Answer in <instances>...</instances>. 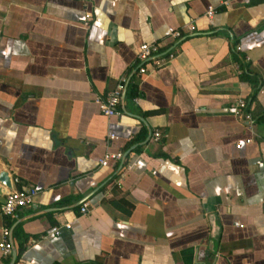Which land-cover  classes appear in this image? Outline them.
<instances>
[{
    "label": "crops",
    "instance_id": "1",
    "mask_svg": "<svg viewBox=\"0 0 264 264\" xmlns=\"http://www.w3.org/2000/svg\"><path fill=\"white\" fill-rule=\"evenodd\" d=\"M3 169L37 194L0 264H264V0H0Z\"/></svg>",
    "mask_w": 264,
    "mask_h": 264
},
{
    "label": "built area",
    "instance_id": "2",
    "mask_svg": "<svg viewBox=\"0 0 264 264\" xmlns=\"http://www.w3.org/2000/svg\"><path fill=\"white\" fill-rule=\"evenodd\" d=\"M214 10L212 7H210L207 11V15L211 16L213 14ZM188 31H193L195 29V26L193 24H188L185 27ZM173 40L178 39L182 36V31L180 29L173 30L169 35ZM161 44L158 42H143L140 44L139 49L137 51V57L142 62H148L151 61L157 66H161L165 64L169 58L173 56V50L170 49L167 51H164ZM146 68L144 65H141L139 67V71L141 73L145 72ZM126 78H121L115 87L106 93L105 95H97L94 99L95 103L98 105L100 111L106 115V116H112V115H118L119 111L117 110V105H119L121 100L122 92L124 91ZM137 100V99H135ZM246 106V101L243 98H238L235 103L234 111L237 114H240L242 109ZM249 114L246 113V117L249 118ZM160 136V133L158 130L154 131V137L158 139ZM111 138L114 137V135H110ZM251 141V138L245 139V143H249ZM243 142L239 141L236 143L237 146L242 145ZM122 157L121 152H108L103 155V157L100 159L99 163L102 166L107 165L109 159H119ZM13 182L15 183V187L8 191V193L5 194L3 203L0 207V214L9 216L14 214L19 208L24 207L27 204H30L34 201V198L37 194V189L34 187H28V186H16V184L19 182L18 177H14ZM88 207V203H84L81 207V212H86ZM58 233V231H56ZM2 239L0 240V250L2 254L7 255L11 252L12 249V242L9 240L10 230L8 227L4 226L1 229Z\"/></svg>",
    "mask_w": 264,
    "mask_h": 264
},
{
    "label": "water",
    "instance_id": "3",
    "mask_svg": "<svg viewBox=\"0 0 264 264\" xmlns=\"http://www.w3.org/2000/svg\"><path fill=\"white\" fill-rule=\"evenodd\" d=\"M125 95V89L122 92V96L124 97ZM14 176L6 169H3L0 171V184L3 186L0 188V191L3 192L4 194L8 193L9 190L13 189L15 187V183L13 182ZM217 229L216 227L213 228ZM12 233V230L11 232ZM213 237H216V234H212ZM12 242V241H11ZM16 259V251L13 250L12 252V258L9 264H13Z\"/></svg>",
    "mask_w": 264,
    "mask_h": 264
},
{
    "label": "trees",
    "instance_id": "4",
    "mask_svg": "<svg viewBox=\"0 0 264 264\" xmlns=\"http://www.w3.org/2000/svg\"><path fill=\"white\" fill-rule=\"evenodd\" d=\"M235 59H237L236 56H234ZM240 68H241V71H240V78L241 80H245V81H249L250 83H252V85L254 87H256V82L255 80L252 79V77L249 75V71H248V64H241L240 63ZM22 247L20 248V251H21ZM18 255H19V252H18Z\"/></svg>",
    "mask_w": 264,
    "mask_h": 264
}]
</instances>
